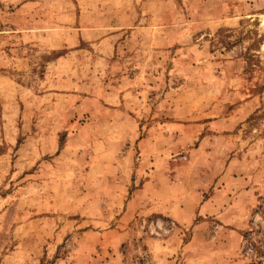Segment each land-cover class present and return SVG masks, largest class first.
Masks as SVG:
<instances>
[{"label":"rangeland","instance_id":"rangeland-1","mask_svg":"<svg viewBox=\"0 0 264 264\" xmlns=\"http://www.w3.org/2000/svg\"><path fill=\"white\" fill-rule=\"evenodd\" d=\"M117 255L264 264V0H0V264Z\"/></svg>","mask_w":264,"mask_h":264},{"label":"crops","instance_id":"crops-1","mask_svg":"<svg viewBox=\"0 0 264 264\" xmlns=\"http://www.w3.org/2000/svg\"><path fill=\"white\" fill-rule=\"evenodd\" d=\"M157 197H159V196H158L157 192H155L154 200H156ZM150 199L151 198H148V201H150ZM167 199H169V202L171 204H173L172 203L173 200H172L171 196H168V198H163V200H167ZM132 203H134V201ZM156 207H157V209H154L153 208V204H150V206L148 207V210L150 212L163 213L164 215H167V216H169V215H174V216L177 215L179 217V219L182 220V221H184L186 219V216L180 213V211L177 209L176 205L174 207H172L170 204H168V202H161V203H157ZM131 214H132V210H131V208H128L127 211L124 213V215H122V218L120 219V221H123V223H124V221L126 219H128V217H130ZM162 249H166V248L163 247ZM123 260H124L123 255H122V257L117 255L115 260H114V263L115 264H125L123 262ZM161 260H162V263H166L167 262V260L164 261L162 258H161Z\"/></svg>","mask_w":264,"mask_h":264}]
</instances>
